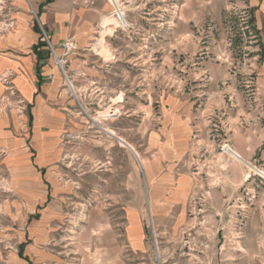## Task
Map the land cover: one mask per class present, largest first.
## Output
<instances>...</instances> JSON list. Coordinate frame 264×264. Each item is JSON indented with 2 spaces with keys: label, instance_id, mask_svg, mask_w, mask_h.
<instances>
[{
  "label": "rangeland",
  "instance_id": "1",
  "mask_svg": "<svg viewBox=\"0 0 264 264\" xmlns=\"http://www.w3.org/2000/svg\"><path fill=\"white\" fill-rule=\"evenodd\" d=\"M109 2L112 14L106 32L98 36L109 47L102 44L84 52L78 46L65 57L72 88L41 32L44 43L39 49L57 67L73 102L69 109L73 129L60 169L54 168L60 189L66 186L67 191L49 194L46 205L55 208L49 215L44 214L45 207L32 214L0 171V264H102L99 257L90 256L99 239L108 230L115 248L127 250L126 223L133 215L142 220L154 264H189L184 253L192 248L194 264H202L205 249L212 251L215 263L217 250L236 247L253 251V264H264V180L259 176L264 170V0ZM115 9L126 14L125 21L115 16ZM55 51L62 57V50ZM74 59L87 62L78 67ZM76 69L81 71L80 84ZM174 99L179 106L192 107L195 140L193 154H184L178 162V177H185L187 194L172 215L183 219L179 226L183 235L169 245L161 239L147 193L146 199L142 194L145 207L124 206L123 202L138 199L132 188L118 191L116 182L130 158L119 147H111L107 155L100 137L118 146L102 128L112 130L143 153L153 145L151 136L164 107ZM26 107L17 92L0 97V110L20 116L27 113ZM240 107L243 115L235 123L231 118L238 116ZM246 116L253 120L248 122ZM225 144L243 161L224 153ZM247 148L253 149L251 157L240 151ZM237 170L240 182L235 180ZM111 182L113 191L107 192ZM224 219L235 220L231 227L237 230L236 237L222 234ZM45 220L49 225L41 224ZM204 228L211 230L210 235L202 232ZM165 247L177 250L166 262ZM133 259L132 264H138L137 257Z\"/></svg>",
  "mask_w": 264,
  "mask_h": 264
},
{
  "label": "crops",
  "instance_id": "2",
  "mask_svg": "<svg viewBox=\"0 0 264 264\" xmlns=\"http://www.w3.org/2000/svg\"><path fill=\"white\" fill-rule=\"evenodd\" d=\"M29 2L35 9L38 22ZM111 6L109 0H0V97L7 92H17L27 106V113L20 116L16 111L0 110V171L7 176L10 188L20 195L23 207L32 214L37 208L45 207L44 214L49 215L55 209L49 204L46 205L49 194L53 197L54 192L67 191L66 186L60 189L62 186L55 177L54 168L57 166V170L60 169L66 139L73 129V118L69 113L73 102L66 94L63 78L54 63L44 56L43 48L38 49L42 59L35 51L39 44L44 43L39 25L49 34L51 44L58 50H61V45L66 40H74L84 52L92 51L93 47L98 45L101 48L102 44L109 47L107 40H98V36L106 32H103L106 29L104 22L112 14ZM107 37L106 34L105 38ZM73 61L78 67L87 62L82 59ZM76 76L75 80L80 84L83 80L78 78L81 76L80 69H76ZM8 87L12 89L8 90ZM241 108L236 112L238 116L231 118L235 123H239L242 118ZM208 109L214 111L211 105ZM162 113L158 130L151 136L154 139L153 145H148V149L143 153L112 130L102 128L114 137L113 141L118 143V146L100 138L107 155L111 147H119L118 149H124L130 158L129 164L122 166L119 181L116 182L118 191L129 192L132 188L133 192H138V199L123 202L124 206L127 209L145 207L146 200H142V194L146 199L147 193L148 204L155 210V221L161 239L168 241L170 245L172 241H176L178 235H183L179 233L183 219L175 218L172 214L183 205V198L187 194L186 186L183 187L185 177H178V162L184 154H193L195 120L192 107L179 106L176 99L172 100L169 106H165ZM246 120L251 122L253 116H246ZM204 121L207 125V121ZM252 138L250 136L249 139L253 141ZM249 149L240 151L251 157L253 149ZM233 154L240 162L243 161L236 151ZM95 162H99L97 158ZM241 175L240 170H237V182L241 181ZM221 177H225L224 168ZM112 185V182L106 184L109 188ZM109 188H106L107 192H112L113 189ZM226 221L224 219L220 223L222 234L236 237L237 230L231 227L235 220L230 223ZM49 223L50 220L41 222L44 225ZM203 225L210 226L212 223ZM126 226L127 250L116 249L114 236L107 230L105 236L102 235L98 241L99 249L98 246L94 251L91 249L95 253L90 252V256L99 257L102 264H132L135 257L139 260L138 264H154L150 254L152 249L146 241L140 216H129ZM202 232L210 235L211 230L204 228ZM191 236L194 241V233ZM234 243L236 247V241ZM239 245L237 243V246ZM176 252L175 249L165 247L164 262ZM202 252L205 254L202 264H253V251L239 247L229 251L226 248L217 250L215 263V258L210 256V249ZM184 254L190 258L189 264H194L193 248L191 252L187 249ZM119 257H122L120 263ZM170 264L178 263L170 261Z\"/></svg>",
  "mask_w": 264,
  "mask_h": 264
},
{
  "label": "built area",
  "instance_id": "3",
  "mask_svg": "<svg viewBox=\"0 0 264 264\" xmlns=\"http://www.w3.org/2000/svg\"><path fill=\"white\" fill-rule=\"evenodd\" d=\"M29 5H30V8H31V11H32V13H33V15L35 16V19L37 20V22H38V17H37V14H36V12H35V9L33 8V6L30 4V2H29ZM115 16L118 18L119 17V14H118V12L116 11V9H115ZM122 15L124 16V17H126V14H124V13H122ZM127 19V18H126ZM40 26V28H41V32L43 33V36H44V39L47 41V44H48V46H49V48L51 49V52L54 54V57H55V60H56V63H57V65L58 66H60L61 67V69H62V71H63V74H64V76H65V79H66V82H67V84H68V86H70V85H72L71 84V81H70V79H69V77L67 76V73H66V69H65V67H66V65H67V62H66V60H65V57L66 56H68V55H70V54H73V53H75L77 50H78V44L76 43V42H74L73 40H67V41H65V42H63L62 43V45H61V50H62V52H63V54H62V57H58L57 56V53H56V51H55V48H54V46L51 44V42H50V39H49V36L47 35V33L44 31V29L42 28V26L41 25H39ZM121 27H123V28H127L128 26H124V24L123 25H121ZM0 35H1V33H0ZM70 88H72V86H70ZM76 94V93H75ZM74 94V95H75ZM77 97V96H76ZM79 101V100H78ZM80 103V102H79ZM81 105V104H80ZM82 106V105H81ZM86 113V112H85ZM87 114V113H86ZM105 132V131H104ZM222 151L224 152V153H226V154H230L231 155V153H234V151L232 150V148L228 145V144H225L223 147H222ZM237 157L238 158H240V156H238L237 155ZM259 176L261 177V178H263V180H264V170H262V171H260L259 172ZM153 222V221H152Z\"/></svg>",
  "mask_w": 264,
  "mask_h": 264
},
{
  "label": "bare ground",
  "instance_id": "4",
  "mask_svg": "<svg viewBox=\"0 0 264 264\" xmlns=\"http://www.w3.org/2000/svg\"><path fill=\"white\" fill-rule=\"evenodd\" d=\"M110 1H111V3H113V5H115V4L117 5V0H110ZM118 14L120 15L119 17H121V18L123 19L124 16L122 15L121 10H118ZM122 19H121V20H122ZM108 20H109V18H108V19H105V22H104L105 25H107ZM123 20H124V19H123ZM124 21H125V20H124ZM109 55H110V54H109ZM73 91H74V88H73L72 92H73ZM73 93L75 94V92H73ZM102 130L104 131V129H102ZM229 146H230V145H229ZM230 147H231V146H230ZM231 148H232V147H231ZM232 150H233V149H232ZM231 155L234 156L233 153H231ZM231 155H230V156H231Z\"/></svg>",
  "mask_w": 264,
  "mask_h": 264
},
{
  "label": "trees",
  "instance_id": "5",
  "mask_svg": "<svg viewBox=\"0 0 264 264\" xmlns=\"http://www.w3.org/2000/svg\"><path fill=\"white\" fill-rule=\"evenodd\" d=\"M41 46H42V44H39L38 47H37L36 50H35V51L37 52V55L39 56L40 59H42V57H41L42 55H41V53L38 52V49H39Z\"/></svg>",
  "mask_w": 264,
  "mask_h": 264
}]
</instances>
